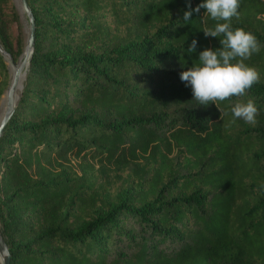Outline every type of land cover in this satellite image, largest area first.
Segmentation results:
<instances>
[{"label": "trees", "instance_id": "obj_1", "mask_svg": "<svg viewBox=\"0 0 264 264\" xmlns=\"http://www.w3.org/2000/svg\"><path fill=\"white\" fill-rule=\"evenodd\" d=\"M27 3L33 50L0 137L9 264H264V0L230 20L256 37L244 63L259 80L216 105L179 78L223 39L203 34L224 21L202 8L183 21L199 0ZM18 23L0 0L13 60ZM6 76L0 56V97ZM249 100L255 125L231 114Z\"/></svg>", "mask_w": 264, "mask_h": 264}, {"label": "clouds", "instance_id": "obj_2", "mask_svg": "<svg viewBox=\"0 0 264 264\" xmlns=\"http://www.w3.org/2000/svg\"><path fill=\"white\" fill-rule=\"evenodd\" d=\"M239 0H199V4L183 12V21H191L193 11L202 8L208 16L217 21L212 29H202L203 34L211 37L223 35L219 40L220 47H205L198 52V63L187 67L179 74L186 86H190L192 97L199 104L207 105L223 101L230 96H242L259 80L255 68L246 65L244 60L258 50L257 40L253 33L242 28L233 29L230 24L232 17L238 16ZM197 41L193 39L187 52L196 51ZM239 58V59H237ZM257 107L251 101L236 103L231 107L233 118L255 125Z\"/></svg>", "mask_w": 264, "mask_h": 264}, {"label": "water", "instance_id": "obj_3", "mask_svg": "<svg viewBox=\"0 0 264 264\" xmlns=\"http://www.w3.org/2000/svg\"><path fill=\"white\" fill-rule=\"evenodd\" d=\"M16 3L19 9L21 10V12H23V14L25 15L27 19L28 34H27L22 58H19L17 62H15L12 59L11 55L8 52H6L4 48L2 47V45L0 44V56L3 58V60L8 61L12 65V68H13V71L11 72L10 80L4 92V96H5L4 114L0 118V137L20 97L22 85L20 87L18 96L16 97L18 81L21 75H23V81L26 78V72L30 64V58H31V54L33 50V43H34V19H33L31 10L28 6L27 0H16ZM9 261H10L9 250H8L7 244L0 231V264H9Z\"/></svg>", "mask_w": 264, "mask_h": 264}, {"label": "rangeland", "instance_id": "obj_4", "mask_svg": "<svg viewBox=\"0 0 264 264\" xmlns=\"http://www.w3.org/2000/svg\"><path fill=\"white\" fill-rule=\"evenodd\" d=\"M15 4H16V9H17V13H18V17H19V23H18V29H19V31H20V33H21V35H22V38H23V46H24V48H25V42H26V38H27V34H28V22H27V19H26V17H25V15L23 14V12H21V10L19 9V7H18V5H17V3H16V0H15ZM23 51H24V49H23ZM22 55H23V52L21 53V55L16 59V60H14L15 62H17L18 60H19V58H22ZM4 62H5V64H6V69H7V76H6V78H7V83H6V86L8 85V82H9V80H10V76H11V71H10V68H11V64L8 62V61H5L4 60ZM5 89H6V87H5ZM5 89H4V91H3V94L1 95V97H0V100L2 99V97L4 96V92H5ZM176 165V164H175ZM126 177L128 176V177H130V175H129V173H127L126 175H125ZM122 190H117V189H114V195H112V197H111V200H112V203L114 204V203H116V202H119L121 199H120V197H121V195L122 194H120V192H121Z\"/></svg>", "mask_w": 264, "mask_h": 264}, {"label": "bare ground", "instance_id": "obj_5", "mask_svg": "<svg viewBox=\"0 0 264 264\" xmlns=\"http://www.w3.org/2000/svg\"><path fill=\"white\" fill-rule=\"evenodd\" d=\"M10 71L11 72L13 71L12 65H11ZM22 83H23V75H21V77L18 81V86H17V90H16V97L18 96V93H19V90H20ZM4 100H5V96H3L2 99L0 100V118L4 114Z\"/></svg>", "mask_w": 264, "mask_h": 264}]
</instances>
